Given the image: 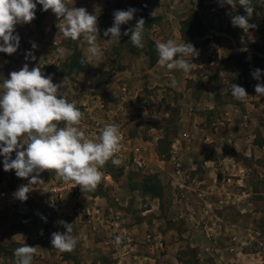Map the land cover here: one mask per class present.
<instances>
[{
	"label": "rangeland",
	"instance_id": "obj_1",
	"mask_svg": "<svg viewBox=\"0 0 264 264\" xmlns=\"http://www.w3.org/2000/svg\"><path fill=\"white\" fill-rule=\"evenodd\" d=\"M72 1L78 0H66L69 7ZM179 2L180 11L186 3L191 8L180 21L184 40H191L203 56L192 58L190 72L168 70V77L166 67L151 68L158 56L154 35L159 33L160 40L167 34L160 27L152 34L143 31L144 46L136 48L131 33L124 36L123 30L120 41L107 42L111 37L103 32L109 27L99 18L101 55L81 64L90 55L87 42L83 37L65 39L51 10L37 4L35 19L15 26L19 47L11 55L0 53V85L26 63L30 70L39 66L54 84L65 80L58 91L82 112L78 127L86 138L98 142L106 121L119 127L121 155L113 159L121 162L114 165L110 159L104 168L111 180L91 192L45 171L40 174L43 184L32 186L26 201L12 202L11 192L29 181L14 170L5 172L0 155V264H16L14 249L25 244L37 247L32 264H264V97L255 93L258 81L251 76L257 68L264 73V0H251L249 23L256 27L247 31L231 23L233 15H246L239 5ZM214 29L230 35L235 44L216 36ZM201 38L213 50L202 51ZM58 47L67 50L64 57L56 55ZM28 52L35 60L26 59ZM207 84L217 91L218 103L211 111L207 106L195 110L199 119L189 117L185 110ZM232 84L249 97L243 102L234 98ZM243 121L248 134L239 126ZM240 135L242 141L235 137ZM136 138L139 143L130 142ZM245 142L256 150L251 158L242 154ZM150 176L160 182L159 196L145 192ZM87 209L93 213L91 223ZM60 221L72 224L77 244L71 252L50 243L53 232L66 231Z\"/></svg>",
	"mask_w": 264,
	"mask_h": 264
},
{
	"label": "clouds",
	"instance_id": "obj_2",
	"mask_svg": "<svg viewBox=\"0 0 264 264\" xmlns=\"http://www.w3.org/2000/svg\"><path fill=\"white\" fill-rule=\"evenodd\" d=\"M219 3L221 6L230 5L233 9L239 5L244 9L246 15L232 16L231 23L234 27L245 31L256 27L249 23L254 11L251 0H219ZM37 4L45 12L51 10L63 22L57 27L65 39L75 41L83 37L87 42L86 52L90 55L82 57L81 64L101 55V48L97 44V16L89 14L85 8L69 7L66 0H0V41L3 42L0 53L11 55L17 51L20 38L18 34L14 35L15 26L34 20ZM136 11L135 8H128L113 13L112 26L103 32L104 37H111L107 42L120 41L121 25L132 21ZM144 26L145 20L141 17L133 28L123 32L124 36L131 33L130 41L136 48L144 46ZM36 47L33 43L32 48ZM66 51L63 47L55 49L58 57H64ZM156 52L157 62L161 67L184 73L191 71L192 58L199 55L194 45L177 44L172 39L158 42ZM29 57L35 60L32 52L27 53L26 59ZM262 75L264 73L259 68L251 72L253 79L258 81L254 88L259 97H264ZM9 77L0 85V155L4 157L5 172L14 170L18 178L29 181L27 185L19 186L13 194L14 198L26 201L32 186L43 184L40 174L45 171L54 172L65 184L79 186L83 193L96 189L103 178L100 169L110 159L114 165L121 162L113 159L120 148L119 127L107 124L102 129L98 142L90 140L78 127L82 112L58 91L64 87L65 80L54 84L51 75L45 77L39 66L30 70L27 63L19 71L11 72ZM172 83L175 86L176 81L173 80ZM231 87V94L237 100L243 102L249 97L243 87L237 84H232ZM61 123L63 127L59 126ZM60 223L66 231L53 232L50 243L53 249L60 252H71L77 244L76 238L71 234L72 224L64 221ZM36 252L37 247L26 244L14 249L16 264H32Z\"/></svg>",
	"mask_w": 264,
	"mask_h": 264
},
{
	"label": "crops",
	"instance_id": "obj_3",
	"mask_svg": "<svg viewBox=\"0 0 264 264\" xmlns=\"http://www.w3.org/2000/svg\"><path fill=\"white\" fill-rule=\"evenodd\" d=\"M72 4H73V6H71V7L85 8L89 14L96 15L97 16V22H98V19L101 18L100 20H103V22H101L102 25L106 26L104 28L112 26V24H113V13L116 10H127L128 8H135V9H137V11L134 14L133 20L130 21L128 24L121 25V33L123 31L128 30L129 28H133L136 24L137 19L142 17L145 20L144 32H148V33L152 34L156 30V27H157V29H158V27H160L161 32L163 29L167 31L166 38L165 39L161 38L160 40L159 39L157 40V38H156L159 33L154 32L155 33V35H154L155 39H154V43H153L154 46H156L155 44H157L158 42H166L169 39L174 40L177 44H179V43H191V40L190 41L184 40L185 33H183V31H182L183 25L180 24V21L184 22L188 18V17H185L183 14L190 11L191 8L186 3L187 8H186V5L184 6V4H183V11H180L181 4H180L179 0H173V1H171V0H78V1H74ZM144 4H145V6H144ZM196 12H197L198 16H200V17L202 16L199 13L198 9ZM54 18H55L54 21L57 22L58 24L61 22L60 20L57 19L55 14H54ZM204 18H205V16H204ZM61 24H63V23L61 22ZM158 24H161V25L158 26ZM195 27H196V25H195ZM188 28L192 29L194 27H188ZM205 29H208V27L205 26ZM208 31H209V29H208ZM211 31H213V30H211ZM213 32L215 33L216 36H221V37L225 36L231 42L234 43V40L232 39V37L230 35L222 34V31L218 32L215 29ZM194 34L193 35L190 34V37H193ZM202 37H206V36H202ZM227 38H225V39H227ZM201 40L204 41V40H206V38L205 39L201 38ZM187 41H189V42H187ZM202 44L204 46H202ZM234 44H233V46L235 47ZM200 46H201L200 49L202 51H205V48H207V47H208L207 49L210 48V50H213V47L211 48L212 45L207 43L206 41H204L203 43L201 42ZM215 50H217L216 52H218V54H219L220 50H219L218 46L215 47ZM198 56L202 57L203 55L200 54ZM198 56H196V57H198ZM154 59H155L154 62L151 61V63H152L151 68H156L158 66V62H157L158 56ZM152 60H153V58H152ZM165 72H166V75H164V76L168 77V75L170 74V71L168 72V69H166ZM173 75H174V78L177 77L176 76L177 72H176V75L174 73H173ZM124 90H125V88H123V91ZM180 90L181 89H179V91ZM183 91H180V92L183 93ZM186 96H189L192 98V96H190V95H186ZM192 99H193V102L195 104L187 107L188 109L185 110V112L188 113V115H190L189 117H193V118H197V119H199L201 116H197L195 114V110H197L201 106H202L201 108H204V106H207V110L211 111V110H213L214 105H216V103H218V101H219L217 91H215V89L213 87L211 88L209 84H207V86L202 88L197 99H195V98H192ZM232 107H237V106H232ZM190 119L191 118H189V120ZM244 120H245V117H244ZM235 122H237V121H231V123H235ZM107 124H112V121H106L104 126ZM246 124H247V122L243 121V122H241V124L239 126L241 127V129H243V133L248 134L249 133L248 129L244 128V126H246ZM222 134H224V133L221 132L220 135H222ZM231 134H232V132H230L229 134H225L224 138L230 137ZM188 135L189 134L186 132L183 134V137H186V136L188 137ZM238 136H235V137H237V139L239 138L238 139L239 141H242L243 140V138L241 137L242 135H240V137H238ZM221 139H223L222 136H221L220 140ZM132 141L138 142V143L140 142L137 138L131 140L130 142H132ZM129 144L130 143H128V145ZM244 145H245V147H244L245 152H242L243 156L247 157V158L253 157L254 147L252 145L246 147V145H248V143H246V142L244 143ZM122 146H125V145L122 144ZM119 150H120V148H119ZM119 150L115 153L116 156L121 155V154H119ZM255 152H256V150L254 149V154H255ZM223 158H225V156ZM226 159H228V158H226ZM236 165H238L237 167L240 166L239 163H236ZM241 168H243L244 172L246 171V169L243 166H241ZM231 171H235V169H231ZM11 193L14 194V192H11ZM8 200H9V196H8ZM11 201L12 202H18L17 199H12Z\"/></svg>",
	"mask_w": 264,
	"mask_h": 264
},
{
	"label": "trees",
	"instance_id": "obj_4",
	"mask_svg": "<svg viewBox=\"0 0 264 264\" xmlns=\"http://www.w3.org/2000/svg\"><path fill=\"white\" fill-rule=\"evenodd\" d=\"M146 16V15H145ZM196 28H199V23H196ZM81 61V59H80ZM78 64V62L76 63ZM54 69V67H49V69ZM147 183L145 182L144 189L146 193L153 194L156 196H159L161 194V187H160V182L157 179L156 176H150L148 179H146Z\"/></svg>",
	"mask_w": 264,
	"mask_h": 264
},
{
	"label": "built area",
	"instance_id": "obj_5",
	"mask_svg": "<svg viewBox=\"0 0 264 264\" xmlns=\"http://www.w3.org/2000/svg\"><path fill=\"white\" fill-rule=\"evenodd\" d=\"M139 149L138 148H134L133 149V153H134V155H139ZM134 162L135 163H137V164H140V160H139V158L137 159V158H135L134 159ZM178 166V165H177ZM100 171H102L103 172V178H102V180H101V182L99 183V184H102V183H106L108 180H111V176H110V174L106 171V169L104 168V166H103V168H101L100 169ZM86 221H88V223H91L92 222V220H94V217H93V213H92V211L90 210V209H87L86 210Z\"/></svg>",
	"mask_w": 264,
	"mask_h": 264
}]
</instances>
